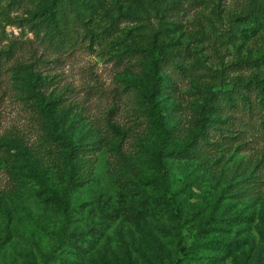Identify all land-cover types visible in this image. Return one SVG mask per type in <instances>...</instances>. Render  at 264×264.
Segmentation results:
<instances>
[{
    "label": "rangeland",
    "instance_id": "1",
    "mask_svg": "<svg viewBox=\"0 0 264 264\" xmlns=\"http://www.w3.org/2000/svg\"><path fill=\"white\" fill-rule=\"evenodd\" d=\"M0 264H264V0H0Z\"/></svg>",
    "mask_w": 264,
    "mask_h": 264
},
{
    "label": "trees",
    "instance_id": "2",
    "mask_svg": "<svg viewBox=\"0 0 264 264\" xmlns=\"http://www.w3.org/2000/svg\"><path fill=\"white\" fill-rule=\"evenodd\" d=\"M51 2H52V0H50ZM70 0H66V2H69ZM67 34L66 33H62L61 34V36H56L55 38H53L52 36L50 37V39L51 38H53L52 39V42L54 43V44H57V41L58 40H60V39H62V38H64V36H66ZM159 60V58L158 59H153V61L150 63V65H148V67H147V69H148V71H150L151 72V74L153 75V77H154V81H153V84H157V83H160L161 81H162V77H161V75L158 73V71L156 70V68H155V66H156V62ZM152 94H153V92L151 91L148 95H147V97H148V100H149V102H150V111H151V114H152V116H153V122H154V124H155V126H156V128L159 130V133H160V136H161V139H162V142H163V140H164V138H165V133H166V127H165V125H164V123H163V121H162V109H160L159 107H157V104H156V102L155 101H153V99H152ZM226 95H224V94H220V98H224ZM159 152H164V153H166V152H172L171 150H165L164 149V147L161 145L160 147H159ZM65 190H66V188H64V189H62V191H61V194H63L64 192H65ZM47 233H49V234H52L53 232H51V231H47ZM56 238L57 239H59L60 238V236L59 235H56Z\"/></svg>",
    "mask_w": 264,
    "mask_h": 264
}]
</instances>
